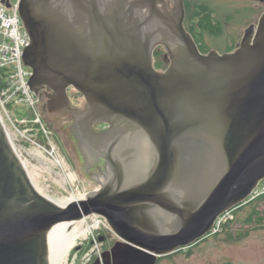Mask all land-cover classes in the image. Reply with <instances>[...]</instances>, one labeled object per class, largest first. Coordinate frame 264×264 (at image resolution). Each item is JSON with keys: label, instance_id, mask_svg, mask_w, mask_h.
Segmentation results:
<instances>
[{"label": "water", "instance_id": "1", "mask_svg": "<svg viewBox=\"0 0 264 264\" xmlns=\"http://www.w3.org/2000/svg\"><path fill=\"white\" fill-rule=\"evenodd\" d=\"M168 1L22 0L30 87L52 92L50 113L70 109L69 89L84 97L73 132L86 167L103 160L105 174L58 206L0 117V264H54L92 215L122 240L94 264H158L209 237L264 180V12L234 52L204 54L185 0Z\"/></svg>", "mask_w": 264, "mask_h": 264}, {"label": "rangeland", "instance_id": "2", "mask_svg": "<svg viewBox=\"0 0 264 264\" xmlns=\"http://www.w3.org/2000/svg\"><path fill=\"white\" fill-rule=\"evenodd\" d=\"M192 1L206 2L214 10L222 34L214 37L205 33L203 40L211 50L217 52H225L229 46L240 43L245 31L249 26L257 24L264 12L262 0ZM17 114L21 119L28 118L25 108H19ZM43 124L46 132L41 129L33 133H26L24 130L27 128L18 130L11 123L7 125V131L21 158L27 163L35 185L43 195L59 205H63L72 196L85 199L87 194L99 189V181L88 173L93 172V168L86 167L78 152V144L73 140V136L68 134V130L56 129L44 120ZM256 207L258 212H263L264 202L246 207L236 215L233 212L234 219L228 223L235 219L236 221L231 229L223 233L221 230L193 247L178 251L171 257L159 259L158 264H264V229H258L256 224L245 223ZM94 220H101V227L88 237L78 240L61 264H94L110 245L114 246L122 241L105 218L92 215L82 221L87 229L94 224ZM74 229L75 227L73 231ZM229 231L234 235H247L241 240L229 241Z\"/></svg>", "mask_w": 264, "mask_h": 264}, {"label": "built area", "instance_id": "3", "mask_svg": "<svg viewBox=\"0 0 264 264\" xmlns=\"http://www.w3.org/2000/svg\"><path fill=\"white\" fill-rule=\"evenodd\" d=\"M4 2V3H3ZM22 0H0V117L7 129L11 123L18 130L46 132L40 109V98L31 89L33 70L24 63V54L31 45V38L20 15ZM5 3H9L7 7ZM19 108H25L28 118H20ZM54 155V153H52ZM264 200V180L259 183L245 204ZM232 211L219 221L212 234L219 233L223 226L234 219ZM211 234V235H212Z\"/></svg>", "mask_w": 264, "mask_h": 264}, {"label": "trees", "instance_id": "4", "mask_svg": "<svg viewBox=\"0 0 264 264\" xmlns=\"http://www.w3.org/2000/svg\"><path fill=\"white\" fill-rule=\"evenodd\" d=\"M187 21H186V30L194 37L196 43L198 44L200 50H205L206 46L202 43L203 35L205 33H209L214 37H219L222 34L221 26L218 25L214 10L212 7L206 3L201 1H194L193 3H190V6L188 7V12L186 14ZM163 50H156L155 56H154V65L157 69L166 68L165 63L163 62V59H160L159 61H156L159 59L162 55ZM102 127V126H101ZM43 137V133L40 134ZM260 202H264V200L259 199L257 201H254L250 204H244L243 206L232 210V213L234 212V215L237 214L238 211L250 207L254 204L258 205ZM236 221V219L230 223H226L222 228V233L226 232V230L231 229L232 224ZM246 224H256L258 229H264V211L258 212L257 207L253 208L252 212L248 216V218L245 220ZM247 235L244 234H237L234 235L232 231L227 232V240L229 241H238L241 240ZM205 240V239H204ZM203 241V240H202ZM181 252V250H180ZM177 253V252H176ZM191 253V251H190ZM173 255V254H172ZM171 255V256H172ZM166 256V257H171ZM164 258V257H162ZM160 258V259H162ZM230 264V263H227Z\"/></svg>", "mask_w": 264, "mask_h": 264}, {"label": "flooded vegetation", "instance_id": "5", "mask_svg": "<svg viewBox=\"0 0 264 264\" xmlns=\"http://www.w3.org/2000/svg\"><path fill=\"white\" fill-rule=\"evenodd\" d=\"M193 2L194 1H192V0H185L186 14L188 12V7L190 6V3H193ZM167 3H169L168 0H167ZM170 5L172 6V3H170ZM186 21H187V17L185 18V26H186ZM202 43L206 46L207 51L201 50V52L204 54L210 52L211 49L208 47V45H206L204 43V40H202ZM240 44H241V42L236 43L232 46H229L227 51L219 52V53L224 54V53L234 52L236 49L239 48ZM162 48L163 47H159L156 50H162ZM164 51H165V49H164ZM163 62L165 63L166 68H163V69H157L156 68L157 70L164 71L169 66V61H168L167 56H166V51H165V55L163 56ZM51 93L52 92H48L46 89H43V90H41V96L38 95L40 98V101H41L40 109L42 112L43 120L46 123H48L49 125H52L53 127H55L56 129L68 130V134L70 133V135L73 136V140H76L74 132H73V128H74V125L76 122L74 119V115L72 113L73 112L82 113L85 110L86 101H85L84 97L81 94L77 93L74 89H69L68 95H69V99H70V109L66 110V111L56 112V113H50L48 111V109H46V104L48 102L47 96L50 95ZM72 93H75L76 95L72 96ZM104 127L105 126H102L101 129ZM75 142H77V140ZM78 152H80V155L84 159V162H86L85 161V155H84L82 149L79 148V145H78ZM88 167L93 168L92 169L93 172H88V173L91 174L94 179L98 176H103L105 174V162L103 160H99V161L95 162L93 165L88 166ZM109 248L111 250L113 248V245H110ZM109 248L107 250H105V252L110 251ZM169 256H171V255H169Z\"/></svg>", "mask_w": 264, "mask_h": 264}, {"label": "bare ground", "instance_id": "6", "mask_svg": "<svg viewBox=\"0 0 264 264\" xmlns=\"http://www.w3.org/2000/svg\"><path fill=\"white\" fill-rule=\"evenodd\" d=\"M23 160V159H22ZM27 169H28V165L27 163L24 161ZM30 174V173H29ZM30 177H31V180L33 182V184L35 185L34 183V178L33 176L30 174ZM36 186V185H35ZM37 188V186H36ZM37 190L39 191V189L37 188ZM40 192V191H39ZM84 197H81V198H75V196H72L70 199L66 200L63 205H59L57 203H54L57 204L58 206L60 207H65V206H69L70 204L72 203H77L81 200H83ZM83 220H87V218L83 219ZM101 224H102V221L101 220H94V224L92 226H88L87 229L83 223V221L81 220L78 224H76L75 226H73L70 231H69V234H68V237L67 239L65 240V242L63 243V246H62V250H61V254L60 256L58 257V259L54 262V264H61L63 263V259L64 257L71 251V249L74 247L75 243L80 240V239H83V238H86L88 237V235L90 233H92L94 230L98 229L101 227ZM75 227L74 231H73V228ZM67 259V258H66ZM66 263V260L65 262Z\"/></svg>", "mask_w": 264, "mask_h": 264}]
</instances>
